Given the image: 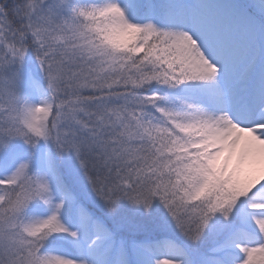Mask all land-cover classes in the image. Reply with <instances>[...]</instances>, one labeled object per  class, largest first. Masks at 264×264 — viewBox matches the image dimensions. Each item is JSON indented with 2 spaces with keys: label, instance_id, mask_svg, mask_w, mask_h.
I'll use <instances>...</instances> for the list:
<instances>
[{
  "label": "snow or ice",
  "instance_id": "1",
  "mask_svg": "<svg viewBox=\"0 0 264 264\" xmlns=\"http://www.w3.org/2000/svg\"><path fill=\"white\" fill-rule=\"evenodd\" d=\"M0 264H264V0H0Z\"/></svg>",
  "mask_w": 264,
  "mask_h": 264
}]
</instances>
